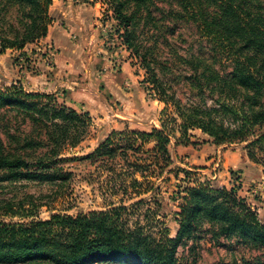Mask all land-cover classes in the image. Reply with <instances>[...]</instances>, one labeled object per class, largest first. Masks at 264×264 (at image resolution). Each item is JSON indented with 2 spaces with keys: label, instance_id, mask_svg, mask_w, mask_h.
Listing matches in <instances>:
<instances>
[{
  "label": "trees",
  "instance_id": "trees-1",
  "mask_svg": "<svg viewBox=\"0 0 264 264\" xmlns=\"http://www.w3.org/2000/svg\"><path fill=\"white\" fill-rule=\"evenodd\" d=\"M107 3L123 45L140 60L158 100L175 108L180 123L174 118L171 122L178 130L184 136L199 130L218 146L249 143V158L258 162L261 155L264 164V0ZM52 4L53 0H0V55L46 38L54 22ZM180 22L196 29L207 51L185 58L176 55L190 70L184 79L196 100L187 104L156 72V47L168 43L167 34L175 31L169 25ZM164 29L162 39L157 38ZM0 111L15 113L31 127L25 137H11L7 150L1 146L0 184H45L52 187L55 201L72 177L63 167L72 161L61 158L63 150L86 139L89 114L59 103L55 94H33L16 85L0 88ZM162 128L113 132L84 159H124L130 168L126 175L133 176L131 186L141 194L138 189L144 182L137 176L146 178L152 167L165 170L172 163L169 145L175 130ZM154 190L159 196V189ZM47 198L26 194L0 200V264H186L177 257L179 248L192 241L195 250L206 233L216 244L224 240L260 251L261 259L245 264H264V222L234 189L211 181L181 188L179 211L173 214L178 225L174 238L165 226L158 236L131 220L143 202L43 220L39 214L50 206Z\"/></svg>",
  "mask_w": 264,
  "mask_h": 264
},
{
  "label": "rangeland",
  "instance_id": "rangeland-1",
  "mask_svg": "<svg viewBox=\"0 0 264 264\" xmlns=\"http://www.w3.org/2000/svg\"><path fill=\"white\" fill-rule=\"evenodd\" d=\"M107 2L53 0L50 14L54 22L50 39L27 45L23 50H7L0 55V88L16 85L33 94H55L59 103L79 113H88L91 119L86 139L75 148L63 150L61 158L72 160L63 164L72 177L55 201H52V187L27 182L0 184V200L20 199L26 194L47 195L50 206L39 214L43 220L57 214L77 216L118 206L132 207L143 202L131 220L140 221L149 233L158 236L162 235L165 226L174 238L178 225L173 214L179 211L181 188L189 183L211 181L216 186L234 189L264 222V164L261 155L258 156L260 161L255 162L248 156L246 146L249 143L218 146L199 130H190L184 136L171 122L174 118L180 123L175 108L158 100L140 60L123 45L118 23ZM169 26L175 31L167 34L168 43L161 40L156 47L160 63V66L156 65V72L176 97L187 104L196 100L184 79L190 70L176 55L185 58L192 53L207 51L202 50L205 44L190 24L180 22ZM165 31L157 38L162 39ZM58 55L76 57L79 64L73 62L72 68L81 70L78 75L69 79L61 72L56 77L55 59ZM163 65L169 70L162 71ZM121 74L126 76L122 86L115 84L107 90L100 85L102 79L111 83L113 76ZM68 81L74 88L60 87ZM163 125L175 130L169 145L172 163L165 170L152 167L145 174L146 178L138 175L137 179L144 182L138 189L141 194H136L138 191L131 186L133 176L126 175L130 168L124 159L117 163H92L84 159L113 132H151L153 128L163 129ZM30 131V125L22 117L0 111V148H5L11 137L22 138ZM155 188L159 189V196ZM153 217H156L155 221H152ZM192 247L191 241L179 248L177 257L181 262L245 264L258 261L262 256L260 251L233 242L222 240L216 244L207 233L202 235L195 250Z\"/></svg>",
  "mask_w": 264,
  "mask_h": 264
},
{
  "label": "crops",
  "instance_id": "crops-1",
  "mask_svg": "<svg viewBox=\"0 0 264 264\" xmlns=\"http://www.w3.org/2000/svg\"><path fill=\"white\" fill-rule=\"evenodd\" d=\"M49 32L50 33L48 34V36L46 38H44L46 41H48L51 37V28H50ZM73 62L76 63V65L79 64V62H77V60H76V57H74V56L68 55L65 57H61L60 55H58L55 59V65H56L55 76L59 77V75H61V72L64 73V75L66 77H68L69 79L74 78V76L78 75L79 71H81V70H74V68H72ZM104 79H102V81L100 80L101 81L100 85L104 86L107 90H110L111 88L114 87L115 84L122 86L126 81V76H124L123 74L116 76V77L113 76V78H111V83L108 81V79H107V81ZM62 86L68 90L71 88H74L73 86H71V83L69 81H68V83L64 82L62 85H60V87H62ZM56 89L59 90V88H56ZM68 96H69V94H68ZM130 129H132V128H130Z\"/></svg>",
  "mask_w": 264,
  "mask_h": 264
}]
</instances>
